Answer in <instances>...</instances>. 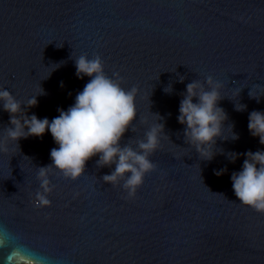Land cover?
I'll return each mask as SVG.
<instances>
[{
    "label": "water",
    "instance_id": "1",
    "mask_svg": "<svg viewBox=\"0 0 264 264\" xmlns=\"http://www.w3.org/2000/svg\"><path fill=\"white\" fill-rule=\"evenodd\" d=\"M82 54L138 89L136 131L121 146L143 138L152 114L170 140L161 135L156 170L134 198L104 184L115 166L98 169L93 157L75 181L49 173L46 207L33 203L37 168L51 165L58 145L47 131L10 144L0 152V264H264V214L241 205L231 183L245 153L264 151L247 128L252 111L264 112V0H0V89L22 103L46 93L28 116L51 122L74 104L90 79L75 75ZM208 76L225 97L227 140L203 161L177 117L186 85ZM8 122L0 105V136Z\"/></svg>",
    "mask_w": 264,
    "mask_h": 264
},
{
    "label": "clouds",
    "instance_id": "2",
    "mask_svg": "<svg viewBox=\"0 0 264 264\" xmlns=\"http://www.w3.org/2000/svg\"><path fill=\"white\" fill-rule=\"evenodd\" d=\"M74 64L76 78L89 77V82L77 93L72 106L66 111L57 109L59 115L51 122L47 118L38 119L34 114L27 115V109L37 106V97L46 94L41 87L40 94L26 103L17 100L9 91L0 89V105L9 115L8 126L3 128L4 134L0 136V152L7 153L10 144L19 148L18 141L21 139L41 138L46 131L58 145L50 151L51 165L37 168L39 189L33 202L36 207L50 206L47 196L53 191V186L48 177L53 169L65 179L75 181L85 173V165L93 157H98V169L115 166L114 171L101 178L102 182L111 187H121L127 199L134 198L144 177L156 170L157 166L150 157L159 149L161 135L169 139L164 133V123L160 122L163 118L152 114L158 120L147 127L143 138L136 139L134 147L131 140L121 146L124 134L129 129L133 133L136 131L137 87H122V78L117 72L109 77L98 55L89 58L82 54L74 59ZM183 81L184 77H179V82ZM60 86L63 87L62 82ZM220 89L221 84L212 76L206 77L203 83L194 80L186 85L179 104L177 121L184 126V143L203 161H211L218 152L222 153V150H215L217 139L227 140L223 138V129L228 116L218 106L225 98ZM172 91L171 84L164 88L166 94ZM249 97L260 100L251 96L250 92ZM234 110L243 112L246 105L235 103ZM143 123L147 124V121ZM228 127L232 132L231 140H238V134L232 130L234 125ZM247 128L250 135L258 138L260 145L264 146V112L252 111ZM244 155L242 170L231 174L234 195L241 205L264 214V151H249ZM228 157L234 163L238 155L229 153ZM226 171L221 169L214 174L219 177Z\"/></svg>",
    "mask_w": 264,
    "mask_h": 264
}]
</instances>
